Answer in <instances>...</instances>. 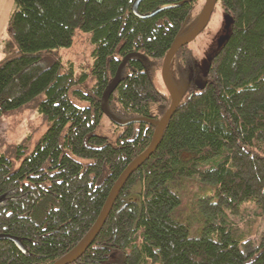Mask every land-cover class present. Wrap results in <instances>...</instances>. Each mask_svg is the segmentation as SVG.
I'll return each mask as SVG.
<instances>
[{"label": "trees", "instance_id": "16d2710c", "mask_svg": "<svg viewBox=\"0 0 264 264\" xmlns=\"http://www.w3.org/2000/svg\"><path fill=\"white\" fill-rule=\"evenodd\" d=\"M13 1L0 116L34 102L50 127L18 168L0 156V264H56L151 146L172 104L156 81L173 44L197 26L202 0H145L139 13L157 12L147 19L135 15L136 0ZM217 7L233 19L229 38L205 49L204 69L190 45L177 52L170 75L184 97L72 264H264V0ZM77 32L93 45L92 66L80 75L60 55ZM133 53L141 57L127 62L107 98ZM104 108L119 123H152L122 126ZM103 119L117 131L113 140L98 133Z\"/></svg>", "mask_w": 264, "mask_h": 264}, {"label": "rangeland", "instance_id": "374dc122", "mask_svg": "<svg viewBox=\"0 0 264 264\" xmlns=\"http://www.w3.org/2000/svg\"><path fill=\"white\" fill-rule=\"evenodd\" d=\"M205 3V0H202L199 7L203 9ZM14 7L13 0H0V60L7 53L8 22ZM224 17L223 12L217 7L205 32L200 34L190 44V48L198 60L201 56L203 57L207 47L215 45L216 41L225 35ZM92 50L93 45L90 42V37L87 34L77 32L73 45L70 48L61 49L60 55L63 58L64 65L69 67L72 64L76 74L80 75L83 67L90 70L92 66ZM201 64L204 69L206 67L204 57ZM65 68L67 70V67ZM93 83L94 80L89 78L87 85L92 86ZM156 84L160 90L166 88L162 77L157 79ZM73 102L79 106H85L83 103L74 100ZM49 127V121L43 113L38 111L34 102L15 110L3 112L0 116V156H6L11 159L15 163L16 168H18L21 161L35 150ZM98 133L112 140L117 137V131L107 119L102 120ZM20 147L25 148L24 154L20 155L18 153ZM208 166L212 165H206V167ZM194 187L199 192V184L196 185L194 183ZM208 187L210 188L211 186L207 185Z\"/></svg>", "mask_w": 264, "mask_h": 264}, {"label": "water", "instance_id": "95a60500", "mask_svg": "<svg viewBox=\"0 0 264 264\" xmlns=\"http://www.w3.org/2000/svg\"><path fill=\"white\" fill-rule=\"evenodd\" d=\"M145 0H136L134 4V13L136 16L142 19L151 18L152 16L156 15L157 12L149 14V15H142L139 13L138 8L139 5ZM218 0H206V3L200 13L199 21L195 29L189 33L186 37L181 38L177 40L169 52L167 53L163 68L161 72V77L163 79L164 85L171 97L172 104L167 113L164 115L162 120L159 122L157 129L153 136V141L151 143V146L144 152L143 155H141L134 163H132L125 172L120 176L114 187L112 188L109 197L106 201V204L96 222L91 232L88 234V236L84 239V241L67 257L61 259L56 264H72L79 260L86 251L92 246L98 235L100 234L102 228L104 227L107 218L109 217L112 208L122 190L125 183L128 181V179L139 169L140 166L155 152L157 147L159 146L161 139L163 137V134L168 126L169 121L171 120L172 116L176 112L180 102L182 101L184 95L180 94L179 91L175 88V86L172 83L171 75H170V68L171 63L177 52L188 45H190L192 42H194L200 34H202L208 27L211 18L215 12L216 6H217ZM233 19L230 15H225L224 17V29L226 32H228L232 26ZM229 38L228 35L223 36L218 40V45L222 46V44ZM133 57H141L138 53H133L128 55L123 62L121 63L118 72L116 74V77L112 83V86L110 87L109 91L107 92V98H109L112 93L114 92L115 88L119 84V79L121 75L122 69L125 67L127 62L133 58ZM104 113L110 118L111 121L115 122L116 124H120L122 126H129L133 124H141V123H152L151 119L146 118H137L133 119L124 123H119L114 119V116L110 114L105 108L103 109ZM1 239V237H0Z\"/></svg>", "mask_w": 264, "mask_h": 264}]
</instances>
